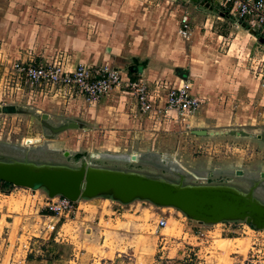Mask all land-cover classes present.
Returning <instances> with one entry per match:
<instances>
[{
    "label": "rangeland",
    "instance_id": "1",
    "mask_svg": "<svg viewBox=\"0 0 264 264\" xmlns=\"http://www.w3.org/2000/svg\"><path fill=\"white\" fill-rule=\"evenodd\" d=\"M214 7L190 0H0V76L11 61L55 63L67 71L79 64L120 72L132 66L149 88L181 75L201 97L185 123L167 125L131 122L124 102L51 95L30 104L0 93V162L86 164L239 193L250 187L264 205V48L243 21ZM182 15L189 21L187 40L177 33ZM112 50L116 55L108 57ZM60 126L66 127L50 129ZM125 154L139 156L128 163ZM47 197L44 187L0 185V263L264 264V230L245 219L191 225L174 207L135 198L121 203L129 212L59 218L47 233L40 218L48 215ZM159 218L164 227H156Z\"/></svg>",
    "mask_w": 264,
    "mask_h": 264
},
{
    "label": "built area",
    "instance_id": "2",
    "mask_svg": "<svg viewBox=\"0 0 264 264\" xmlns=\"http://www.w3.org/2000/svg\"><path fill=\"white\" fill-rule=\"evenodd\" d=\"M210 3L221 10H227L237 20L245 23L247 32L252 30L254 35L264 39V0H212ZM177 33L184 40L190 37L189 21L184 15L178 22ZM2 64L0 56V66ZM114 90L133 96L132 116L141 121L147 119L167 125L185 123V119L194 114L201 104V97L191 90L189 78L181 75L177 76L173 83L160 80L149 88L140 79H133L127 71L120 72L107 66L79 64L73 70L67 71L55 63L23 65L11 61L8 67H2L0 76V93H8L12 102L24 98L26 103L33 104L52 95L67 99L83 97L90 103H95ZM160 92H163V97H160ZM199 182L202 184L200 180ZM75 203L76 201H70L60 195L47 197L42 209L48 215L40 216L44 219L42 230L52 232L59 218L68 219L75 216ZM165 223L163 218H159L155 225L164 227ZM196 234L201 236L198 232ZM159 240L165 243L166 238L161 236Z\"/></svg>",
    "mask_w": 264,
    "mask_h": 264
},
{
    "label": "water",
    "instance_id": "3",
    "mask_svg": "<svg viewBox=\"0 0 264 264\" xmlns=\"http://www.w3.org/2000/svg\"><path fill=\"white\" fill-rule=\"evenodd\" d=\"M190 1L200 5L212 2ZM248 33L254 35L252 30H248ZM257 42L264 48L262 37H258ZM68 126L77 127L76 124ZM65 127L50 129L55 132ZM85 165L69 169L0 162V181L15 187H44L49 198L60 195L73 202L80 198L106 194L120 203H127L135 198L146 199L160 206L174 207L198 224L245 219L247 224L253 225L257 230H264V205L252 197V188L246 193H239L226 186H182L180 180L177 184H171L134 173L92 170ZM235 173L237 175L240 172ZM260 177H264V172L260 173Z\"/></svg>",
    "mask_w": 264,
    "mask_h": 264
},
{
    "label": "crops",
    "instance_id": "4",
    "mask_svg": "<svg viewBox=\"0 0 264 264\" xmlns=\"http://www.w3.org/2000/svg\"><path fill=\"white\" fill-rule=\"evenodd\" d=\"M116 53H117L116 51L114 52L112 50V51H109L107 55H108V57H110V56L114 57V55H116ZM127 68H128V70H126V71L128 72V75H130L131 77H135L136 79H138V77L140 75L141 78H139V79L141 81H145L144 83H146V84L148 83V78L145 79L146 77H145L144 73H141V74L138 73L139 72L138 68L133 67L131 72L129 70L132 68V66H128ZM126 71H123V72H126ZM160 93H162V92H160ZM110 101L111 102H124L123 105L125 107V112H126L127 118H129V120L133 123H136V124L139 123V120L136 119V117L132 116V113L134 111L133 110L134 98L131 94L124 93V92L122 93V92L114 90L108 96L103 97L99 100V102H110ZM35 111H37V110H35ZM107 170L123 172V171L115 170L112 168L107 169ZM123 173H126V172H123ZM127 173H134V172H127ZM134 174H136V173H134ZM253 181H255V184L257 185V179L253 180ZM245 188H247V185L245 186ZM249 188H247V190H245L244 193L247 192L249 190ZM77 201H78V206H77L78 210H77L76 214L82 215L81 218L87 216L88 218L94 217L95 219L98 220L100 217H102V219H106V217H107L106 215H113L115 213H119L120 211L129 212L128 208H126V204H121L120 202L112 199L111 197H104L102 195L94 196L91 198H81ZM79 204H84L85 207H89L90 210H88V212H84V210H81L79 208L80 207ZM189 223L191 225H201V224H198L195 222H189ZM45 237L49 238V235H47ZM32 262H34L33 259H31L30 261H26L25 264H32Z\"/></svg>",
    "mask_w": 264,
    "mask_h": 264
},
{
    "label": "bare ground",
    "instance_id": "5",
    "mask_svg": "<svg viewBox=\"0 0 264 264\" xmlns=\"http://www.w3.org/2000/svg\"><path fill=\"white\" fill-rule=\"evenodd\" d=\"M32 140H26V142H28V143H32L31 142ZM116 156V155H115ZM123 156V158L126 160L125 162H136V160H137V157L139 156V155H135V154H131V155H128V154H125V155H122ZM122 156H121V158H122ZM93 158L94 159H99V158H103V156L102 155H95V156H93ZM163 164H166V162H162ZM55 168H58V167H55ZM92 170H102V171H110V170H107V169H96V168H91ZM199 184H201V183H199ZM202 184H204V185H209V184H207V183H202Z\"/></svg>",
    "mask_w": 264,
    "mask_h": 264
},
{
    "label": "trees",
    "instance_id": "6",
    "mask_svg": "<svg viewBox=\"0 0 264 264\" xmlns=\"http://www.w3.org/2000/svg\"><path fill=\"white\" fill-rule=\"evenodd\" d=\"M216 9H217V7L212 8L213 12H216ZM218 13L220 14V11H219ZM221 13H222L223 16L226 14L225 11H223V12H221ZM132 69H133V67H132L129 71L131 72ZM138 70H139V69H138ZM130 72H129V73H130ZM132 78L134 79V77H132ZM0 185L3 186V187H9V186H11L10 184L5 183V182H1V181H0Z\"/></svg>",
    "mask_w": 264,
    "mask_h": 264
}]
</instances>
